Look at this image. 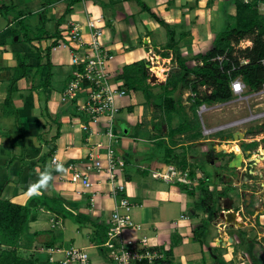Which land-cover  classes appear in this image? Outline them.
Returning <instances> with one entry per match:
<instances>
[{
  "label": "crops",
  "instance_id": "0c3cea01",
  "mask_svg": "<svg viewBox=\"0 0 264 264\" xmlns=\"http://www.w3.org/2000/svg\"><path fill=\"white\" fill-rule=\"evenodd\" d=\"M140 2L148 11L142 9ZM72 3L73 0H0V198L20 205L27 204L34 196L56 198L66 210L86 218L94 215L100 219L106 214L108 221L103 225L109 226L118 201L112 195L107 173L92 172L89 188L71 182V167L83 168L92 146L106 144L108 138L95 125L91 126L90 133L84 131L88 117L78 109L77 100L66 93L76 70L73 53L70 48L52 49L58 39L56 34L61 37L77 28L86 43L91 40L89 20L102 19L98 25L104 31L105 45L116 57V62L114 59V63L110 62L115 71L109 69L118 76L124 66L147 57L155 56L171 64L173 54L165 58L163 53L168 44H176L184 59L192 58V49L213 46L219 30L236 15V0H79ZM152 13L164 24L154 19ZM205 31L209 34L206 38ZM84 50L75 54L82 55ZM18 56L29 67L27 75L19 79ZM49 66L51 76L44 83ZM61 66L68 69L65 76L57 70ZM10 87L12 104L8 105ZM120 99L116 100L119 108ZM120 110L114 147L116 154L125 160L120 176L125 193L121 196L130 200L131 217L141 226L139 231L126 230V238L146 237L149 246L165 257L164 263L159 264H264L261 246L245 235L240 223L227 226L219 214L205 211L203 217L208 223L204 230L199 229V220H193L187 211L189 200L182 189L151 175V171L167 163L159 160L150 164L147 162H154L153 158L137 152L126 153L128 139L120 131L124 123L130 122ZM123 140L121 148L117 143ZM105 151L101 148L96 152L103 155ZM54 157L57 163H53ZM132 175L138 176L137 179ZM49 205L50 208L43 206L37 211L36 220L30 223L29 232L17 246L20 255L39 257L40 264H50L52 248L61 250L54 254L58 261L64 259L65 251L75 248H68L64 242L65 238L74 242L69 235L77 225L71 218L60 216L56 203ZM193 214L197 216L196 211ZM239 218L237 214L236 220ZM47 243L53 245L47 247ZM82 249L89 253L92 264H109L106 252L97 245L88 242Z\"/></svg>",
  "mask_w": 264,
  "mask_h": 264
},
{
  "label": "rangeland",
  "instance_id": "374dc122",
  "mask_svg": "<svg viewBox=\"0 0 264 264\" xmlns=\"http://www.w3.org/2000/svg\"><path fill=\"white\" fill-rule=\"evenodd\" d=\"M242 1L251 2V0ZM259 12L264 15L263 3L259 5ZM236 17L234 15L232 22L227 23L228 27L236 26ZM223 30H219L215 39ZM204 36L205 38L209 36L208 31H205ZM251 46L252 41L245 39L239 45H235V49L242 50ZM205 47H201L200 51L192 49V58H186L189 67H197L200 64L197 55L207 53L213 46L206 45ZM142 53L144 54V52ZM158 53L162 54L159 51ZM163 53L170 54V56L171 53L174 55V51H169L168 48ZM150 58L147 57L143 60L149 62L150 67H147L145 77L139 74L138 77L142 81L137 90H126L128 95L119 100L123 116L129 120L130 124L124 123L120 131L122 136L128 140H123L117 145L122 148L124 141L128 142L129 150H126V153L137 152L149 159L153 158L154 162H147L150 164L159 160L165 163L162 155H166L167 146H170L174 154H180L177 155L178 163L176 165L179 168L186 165L187 168L192 169V172L194 171L195 176L197 171V176L201 178L198 183L205 181V188L203 189L199 186L184 187L173 184L182 189L189 200L188 207L190 208L187 211L192 215V219H198L200 227H203L202 230H204L205 223H208L207 219L203 217L205 211L208 212L209 210L211 215H215L223 209V202H219L218 197L216 198L217 204L212 205L211 203L206 210L203 206V208L200 207L201 191L209 190L211 192L208 185L216 186L217 192H223L221 196L224 197L225 201L228 203L234 202L233 210L238 216L240 215L239 221L241 223L239 226L245 228V235H250L251 240L261 246L264 262V89L259 92H252L246 87L241 96L234 94V98L227 103L203 105L198 108L195 114L193 107H191L194 102L193 99L191 100V96H193L191 91L187 87L181 90L180 85L178 90L171 96L181 103L189 119L196 124L194 129L185 133H178L173 137L170 132L177 130L184 123V114L181 112L175 113L170 122L167 119L163 102L168 96L165 92L167 80L170 78L176 81L180 69L174 56L171 64L162 61L160 58H155L156 67H162L166 70L161 78L153 71L154 63H151ZM114 61L116 62V57ZM113 63L110 64L111 70H114ZM57 70L58 72L61 70L62 76L68 73L67 67L61 66ZM192 80H194L193 75L190 81ZM200 91L210 93V89L207 87H201ZM204 107L205 109L202 110ZM132 109L133 112L130 113ZM126 129H128L127 134H125ZM208 131L209 134H206ZM236 143L243 152L244 162L240 167L230 168L229 164L235 156L231 149L233 144ZM223 149L227 150L226 154L223 153ZM211 151H214L215 155L219 157V162L213 165H211L213 158L209 155ZM128 169L135 174L133 168L129 167ZM132 176L134 180L138 177L136 175ZM204 196L206 197L207 193ZM217 207L219 211L216 210ZM226 207L225 209H227ZM193 211H196L197 216H194ZM71 213L74 216H81L79 213ZM60 216L65 218L61 213ZM87 218L89 220L81 223L75 222L77 228L72 230L73 232L69 235L74 242L65 238L64 243L68 248L82 249L84 244L92 243L93 227L88 221L95 220L100 224H106V221H108L106 214H102L100 219H97L99 217L94 215H88ZM211 229L214 233H217L215 228ZM88 230L92 232L89 234ZM102 232L104 230L100 231L101 235Z\"/></svg>",
  "mask_w": 264,
  "mask_h": 264
},
{
  "label": "trees",
  "instance_id": "16d2710c",
  "mask_svg": "<svg viewBox=\"0 0 264 264\" xmlns=\"http://www.w3.org/2000/svg\"><path fill=\"white\" fill-rule=\"evenodd\" d=\"M79 0H73L77 3ZM72 3V4H74ZM264 0H251V2H243L236 0V26L228 27L227 24L223 31L220 32L218 37L214 40L213 47L205 54H198L197 59L200 64L191 68L187 64V60L182 58L180 49L176 44H168L166 48L169 51H174L180 71L178 72V79H168L166 84V94L168 95L163 102L167 119L171 122L175 113L181 112L184 114V123L179 126L177 130L170 132L171 136L178 133H185L195 128V122L189 119L181 103L177 102L171 94L178 90L181 85V90L184 87L189 88L192 95L191 100L194 102L191 107L193 111L197 112L198 108L203 105H212L218 103H227L234 98L232 90V83L241 79L243 83L252 92H259L264 87V15L259 12V5ZM71 4V5H72ZM70 5V6H71ZM140 5L143 10L148 8L142 2ZM70 8H68L69 11ZM154 19L161 21L155 14H151ZM164 24V22H160ZM24 24V21H23ZM25 28V24H24ZM57 38L60 34L57 33ZM25 39L30 40L27 34ZM250 39L252 46L242 50H236L235 45H239L242 40ZM57 44H54V46ZM51 48L48 50V56ZM170 54H164V57H169ZM19 68L21 74L17 77L23 78L27 75L29 67L26 66L25 61L18 56ZM149 62L139 61L130 65H126L123 71L118 76L124 83L126 90H137L138 85L142 79L139 74L145 77L147 66ZM192 75L194 80H191ZM51 76V66L47 72V78L44 83L49 82ZM190 79V80H189ZM201 87L210 89V93H203L200 91ZM12 87L9 88V94L6 104H12ZM193 97V98H192ZM21 131L23 129L21 128ZM167 153H165V163L176 164L178 156L174 154L173 149L167 146ZM187 168L182 165V168ZM194 171L192 177H194ZM202 189L205 188V181H201ZM207 193L205 197L204 194ZM223 192H209V190L201 191V205L208 209L210 204L216 203V198L221 196ZM51 203H56L59 206L61 213L65 218L70 216L74 222L81 223L82 221L89 220L83 216H74L70 211L66 210L63 203L56 198H48L45 196H34L27 204L20 205L10 201H4L0 198V246H6L8 249L0 248V264H40L39 257L24 258L17 251L18 244L22 241L26 233L29 232V225L37 218V211L43 207L50 208ZM202 207V208H203ZM209 211V210H208ZM93 227L91 242L95 245L104 244L108 238V226L98 223L97 221L90 220ZM203 227H199L202 229ZM102 235L100 234V231ZM35 234L34 236H37ZM35 238V237H34ZM52 243H47V247H51ZM147 264V263H146Z\"/></svg>",
  "mask_w": 264,
  "mask_h": 264
},
{
  "label": "built area",
  "instance_id": "2783aa9c",
  "mask_svg": "<svg viewBox=\"0 0 264 264\" xmlns=\"http://www.w3.org/2000/svg\"><path fill=\"white\" fill-rule=\"evenodd\" d=\"M101 20H89L88 27L91 35L89 42H83L80 31L73 28L68 33L61 34L60 38L55 39L57 45L52 46V49L59 46L72 50V63L76 66V70L66 93L72 100H77L78 109L88 117L89 123L83 127L84 131L90 133L93 129L91 126L95 125L103 129L102 134L108 138L106 144L97 143L92 146L87 156L88 162L83 168L71 167L73 170L71 182L89 188L92 186L90 180L92 172H105L108 175V180L112 185V195L118 203L110 219L108 238L104 244L97 245V247L106 252L109 264L164 263V255L149 246V240L146 237L134 240L125 236L126 230L139 231L141 229V226L136 225L131 217L130 212L133 206L130 200L121 196L125 193V187L120 183L125 160L116 154L114 147L116 123L121 114L116 100L126 97L128 93L124 88L123 81L118 78L119 75H114L109 69L114 55L105 45L104 31L98 25ZM80 49H85L83 54H75ZM155 58V56L150 58L152 64ZM245 88L246 85L241 79L232 83L235 95L241 96ZM204 109L205 107L202 108V110ZM206 134H209V131ZM101 148L106 150L103 155L96 152ZM52 161L57 163L58 159L54 157ZM196 173V176L192 177V169L189 167L179 168L176 164H168L163 168L151 171L152 177L157 180L184 187H200L201 183L198 182L201 178L197 176V171ZM60 251V249L54 248L49 250L50 264H92L89 253L84 249H69L64 252V259L58 261L54 254Z\"/></svg>",
  "mask_w": 264,
  "mask_h": 264
},
{
  "label": "water",
  "instance_id": "95a60500",
  "mask_svg": "<svg viewBox=\"0 0 264 264\" xmlns=\"http://www.w3.org/2000/svg\"><path fill=\"white\" fill-rule=\"evenodd\" d=\"M147 67H150V65H148ZM222 151L225 154L227 153V150H225V149H223ZM243 159H244L243 154L236 155L235 158L229 164L230 168H236V167L242 166ZM233 203L234 202L231 201V203L226 207L227 208L226 211L219 213L220 220H222V222L224 224H226L227 226L239 223L236 220L237 213L234 212V210H233Z\"/></svg>",
  "mask_w": 264,
  "mask_h": 264
},
{
  "label": "flooded vegetation",
  "instance_id": "af4514ba",
  "mask_svg": "<svg viewBox=\"0 0 264 264\" xmlns=\"http://www.w3.org/2000/svg\"><path fill=\"white\" fill-rule=\"evenodd\" d=\"M231 152H232V151H231ZM233 153H235V156L237 155L235 151H233ZM209 155H210V157L213 158V161H211V165H213V164L219 162V161H218V160H219V157L215 155V152H214V151H211ZM214 155H215V156H214ZM235 156H234V158H235ZM234 158H233V159H234ZM215 159H216V160H215ZM233 159H232V160H233ZM214 160H215V161H214ZM208 186L210 187L209 189H210L211 192H216V191H217V187H216V186H213V187H212L211 185H208ZM219 192H220V191H219ZM223 200H224V197H223V196H218V201H219V202H223V203H222V204H223V205H222V208H223V209H222L221 211L218 210V207L216 208V210L219 211L218 214L221 213V212H223V211H226L225 206H228V205L231 203V202L228 203L227 201H225V200L223 201ZM218 201H216V204L218 203ZM208 212H210V211H208Z\"/></svg>",
  "mask_w": 264,
  "mask_h": 264
},
{
  "label": "bare ground",
  "instance_id": "6f19581e",
  "mask_svg": "<svg viewBox=\"0 0 264 264\" xmlns=\"http://www.w3.org/2000/svg\"><path fill=\"white\" fill-rule=\"evenodd\" d=\"M156 65H157V63H154L153 71L156 74H158L159 77L162 78L163 77V74H164L163 72H165L166 70H164L162 67H156ZM231 151L232 152L235 151L237 155L238 154H243V152L241 151V148L238 145V143H236L235 145L233 144ZM243 162H244V159H243ZM239 223H241V222H239Z\"/></svg>",
  "mask_w": 264,
  "mask_h": 264
}]
</instances>
